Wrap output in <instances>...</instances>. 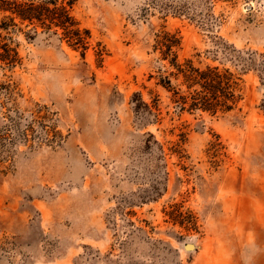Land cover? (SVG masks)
Returning <instances> with one entry per match:
<instances>
[{"label":"rangeland","instance_id":"obj_1","mask_svg":"<svg viewBox=\"0 0 264 264\" xmlns=\"http://www.w3.org/2000/svg\"><path fill=\"white\" fill-rule=\"evenodd\" d=\"M72 14L83 56L40 29L5 40L20 64L0 63V264H264V0H77ZM161 32L179 63L241 79L233 111L171 104Z\"/></svg>","mask_w":264,"mask_h":264},{"label":"trees","instance_id":"obj_2","mask_svg":"<svg viewBox=\"0 0 264 264\" xmlns=\"http://www.w3.org/2000/svg\"><path fill=\"white\" fill-rule=\"evenodd\" d=\"M76 1L0 0V63L9 70L20 64L16 48L5 43L8 35L19 32L30 40L37 35L38 29L45 34L57 36L74 50L80 49L83 56L88 49L90 33L80 27L72 14ZM26 28L29 30L24 33L23 29ZM179 46L180 39L169 32L155 35L152 45V52L158 54L159 60L166 62L171 70L158 83L170 93L171 104L180 112L201 111L215 115L233 111L241 101V79L216 67L200 69L190 60L179 63ZM170 77L179 83L172 87ZM133 98L140 101V107L135 108L137 112L151 115L159 121L160 112L156 99L151 104H146L141 100L140 94H135Z\"/></svg>","mask_w":264,"mask_h":264},{"label":"water","instance_id":"obj_3","mask_svg":"<svg viewBox=\"0 0 264 264\" xmlns=\"http://www.w3.org/2000/svg\"><path fill=\"white\" fill-rule=\"evenodd\" d=\"M186 249H187L188 251L193 250V245L188 244V245L186 246Z\"/></svg>","mask_w":264,"mask_h":264},{"label":"bare ground","instance_id":"obj_4","mask_svg":"<svg viewBox=\"0 0 264 264\" xmlns=\"http://www.w3.org/2000/svg\"><path fill=\"white\" fill-rule=\"evenodd\" d=\"M186 246H187V245H186ZM186 246H184V248H185L186 251H188V250L186 249Z\"/></svg>","mask_w":264,"mask_h":264}]
</instances>
